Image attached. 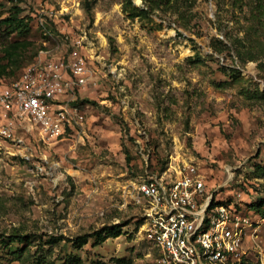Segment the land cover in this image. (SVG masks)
<instances>
[{
    "label": "rangeland",
    "instance_id": "rangeland-1",
    "mask_svg": "<svg viewBox=\"0 0 264 264\" xmlns=\"http://www.w3.org/2000/svg\"><path fill=\"white\" fill-rule=\"evenodd\" d=\"M15 14L25 22L1 23ZM74 50L90 69L82 127L48 140L25 120L21 141L0 137V264H163L122 192L189 166L264 216V0H178L136 17L124 0H0V86L42 51ZM116 223L122 234L99 241ZM243 246L242 261L264 264V224Z\"/></svg>",
    "mask_w": 264,
    "mask_h": 264
},
{
    "label": "built area",
    "instance_id": "built-area-1",
    "mask_svg": "<svg viewBox=\"0 0 264 264\" xmlns=\"http://www.w3.org/2000/svg\"><path fill=\"white\" fill-rule=\"evenodd\" d=\"M89 76L88 60L77 50L56 57L40 52L17 79L0 86V137L20 140L17 131L28 127L25 120L48 140L80 129L84 114L76 92ZM214 198L206 175L189 166L176 176L130 181L120 203L141 209L139 232L159 249L163 264H240L245 237L257 235L264 216Z\"/></svg>",
    "mask_w": 264,
    "mask_h": 264
},
{
    "label": "trees",
    "instance_id": "trees-1",
    "mask_svg": "<svg viewBox=\"0 0 264 264\" xmlns=\"http://www.w3.org/2000/svg\"><path fill=\"white\" fill-rule=\"evenodd\" d=\"M142 1L144 2V6L136 5L134 0H124V11L128 12L131 17L148 15V14H150V13H152L158 9H170L177 3L178 0H142ZM259 11L261 13L262 9ZM260 13L255 15V18L260 19L262 16ZM12 22L22 23V22H25V20H24V18L19 19L17 17V14L6 16L5 18H2V20H1V23H4V24H11ZM17 27L18 26L12 27L11 32L16 31ZM1 73H2V69L0 67V75H1ZM127 157H129V156L127 155ZM214 201L219 202V203H231L230 200L219 199L217 197L216 193H215ZM237 204H240V203H237ZM138 221L140 224L142 221V218H139ZM103 231H105V232H103ZM96 234H97V238L99 239V241H104L108 237H117V236L121 235L122 234V226L119 223H116L106 230H98L96 232ZM88 236H89L88 234H85L83 237L86 239ZM0 237H2L1 233H0ZM8 239L11 241H16V240L22 241L24 239V236L22 234H12V235L8 236ZM240 264H250V263L242 261Z\"/></svg>",
    "mask_w": 264,
    "mask_h": 264
}]
</instances>
